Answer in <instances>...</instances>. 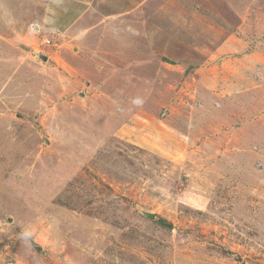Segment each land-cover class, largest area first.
<instances>
[{
    "label": "rangeland",
    "instance_id": "obj_1",
    "mask_svg": "<svg viewBox=\"0 0 264 264\" xmlns=\"http://www.w3.org/2000/svg\"><path fill=\"white\" fill-rule=\"evenodd\" d=\"M76 6L0 0V264H264V0Z\"/></svg>",
    "mask_w": 264,
    "mask_h": 264
},
{
    "label": "clouds",
    "instance_id": "obj_2",
    "mask_svg": "<svg viewBox=\"0 0 264 264\" xmlns=\"http://www.w3.org/2000/svg\"><path fill=\"white\" fill-rule=\"evenodd\" d=\"M0 231H4L0 229ZM34 237V232L30 227H24L17 235V239L24 245L29 246Z\"/></svg>",
    "mask_w": 264,
    "mask_h": 264
},
{
    "label": "crops",
    "instance_id": "obj_3",
    "mask_svg": "<svg viewBox=\"0 0 264 264\" xmlns=\"http://www.w3.org/2000/svg\"><path fill=\"white\" fill-rule=\"evenodd\" d=\"M75 7H77L76 6V0H70V9L67 7L68 12H70L69 13L70 14V21L77 18V16L74 14ZM77 9H78V7H77ZM63 18H64V16H63ZM60 23H61L60 20L57 21V20L52 19L53 26L57 27L58 25H60Z\"/></svg>",
    "mask_w": 264,
    "mask_h": 264
},
{
    "label": "water",
    "instance_id": "obj_4",
    "mask_svg": "<svg viewBox=\"0 0 264 264\" xmlns=\"http://www.w3.org/2000/svg\"><path fill=\"white\" fill-rule=\"evenodd\" d=\"M144 216H146L147 218L149 219H152L153 218V214L152 213H148V212H143Z\"/></svg>",
    "mask_w": 264,
    "mask_h": 264
}]
</instances>
